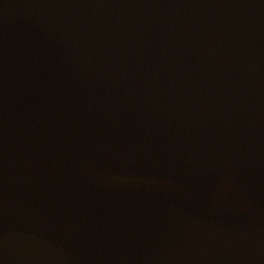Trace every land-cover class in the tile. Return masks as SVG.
<instances>
[{"label": "water", "instance_id": "95a60500", "mask_svg": "<svg viewBox=\"0 0 264 264\" xmlns=\"http://www.w3.org/2000/svg\"><path fill=\"white\" fill-rule=\"evenodd\" d=\"M0 264H264V0H0Z\"/></svg>", "mask_w": 264, "mask_h": 264}]
</instances>
